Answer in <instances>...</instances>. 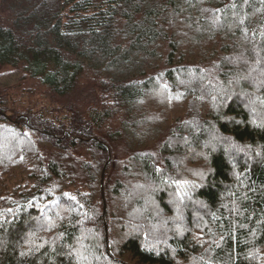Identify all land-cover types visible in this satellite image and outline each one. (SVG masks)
<instances>
[{
	"label": "trees",
	"instance_id": "16d2710c",
	"mask_svg": "<svg viewBox=\"0 0 264 264\" xmlns=\"http://www.w3.org/2000/svg\"><path fill=\"white\" fill-rule=\"evenodd\" d=\"M0 69V264H264V0H0Z\"/></svg>",
	"mask_w": 264,
	"mask_h": 264
},
{
	"label": "rangeland",
	"instance_id": "374dc122",
	"mask_svg": "<svg viewBox=\"0 0 264 264\" xmlns=\"http://www.w3.org/2000/svg\"><path fill=\"white\" fill-rule=\"evenodd\" d=\"M0 73H4V72H2L1 71V69H0ZM8 73V72H7ZM103 179H104V177H103ZM101 182V181H100ZM101 186V185H100ZM104 194V186H103V182H102V195ZM31 201V200H30Z\"/></svg>",
	"mask_w": 264,
	"mask_h": 264
},
{
	"label": "water",
	"instance_id": "95a60500",
	"mask_svg": "<svg viewBox=\"0 0 264 264\" xmlns=\"http://www.w3.org/2000/svg\"><path fill=\"white\" fill-rule=\"evenodd\" d=\"M102 182H103V174H102V177H101V192H102ZM105 232H106V227H105Z\"/></svg>",
	"mask_w": 264,
	"mask_h": 264
}]
</instances>
